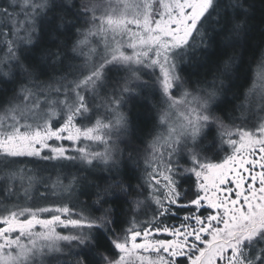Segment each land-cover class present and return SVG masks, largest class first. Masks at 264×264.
I'll list each match as a JSON object with an SVG mask.
<instances>
[{
  "label": "snow or ice",
  "instance_id": "1",
  "mask_svg": "<svg viewBox=\"0 0 264 264\" xmlns=\"http://www.w3.org/2000/svg\"><path fill=\"white\" fill-rule=\"evenodd\" d=\"M0 110V264H264V0H0Z\"/></svg>",
  "mask_w": 264,
  "mask_h": 264
},
{
  "label": "trees",
  "instance_id": "2",
  "mask_svg": "<svg viewBox=\"0 0 264 264\" xmlns=\"http://www.w3.org/2000/svg\"><path fill=\"white\" fill-rule=\"evenodd\" d=\"M258 59H259V54H257V60H258ZM253 68H255V64H253ZM194 79H195V77H194ZM235 103H236V104H239L240 101H236ZM145 113H146V110H145L144 108H139V107H137V108L135 109V115H136V117H137V122H138V124L140 125L141 128H144V121L147 119ZM0 115H3L2 110H0ZM152 115L154 116L155 113H153ZM147 127L150 128V127H151V124H149ZM144 131H145V133H146L147 129L145 128ZM140 138L143 139V135H141ZM223 155H224V153H221V157H223ZM29 167H31V165H29ZM142 171H143L142 169H140V170L137 171L136 178H134L133 181H132L133 185H135V183H136V179H141V180H142ZM45 175H47V173H46ZM52 179H55V176H54V175L52 176ZM33 195H34V196L37 195V193L35 192V190H33ZM50 199H54V197H51V196H50ZM80 199H81V200H84L85 197H80ZM21 203H24V202L21 201ZM27 203H32V201H28ZM173 222L178 223V221H173Z\"/></svg>",
  "mask_w": 264,
  "mask_h": 264
},
{
  "label": "rangeland",
  "instance_id": "3",
  "mask_svg": "<svg viewBox=\"0 0 264 264\" xmlns=\"http://www.w3.org/2000/svg\"><path fill=\"white\" fill-rule=\"evenodd\" d=\"M53 143H55V142L53 141ZM63 143L65 144V146H69V142L68 141H64Z\"/></svg>",
  "mask_w": 264,
  "mask_h": 264
}]
</instances>
